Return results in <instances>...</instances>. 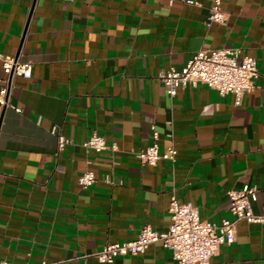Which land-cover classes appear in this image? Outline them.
Wrapping results in <instances>:
<instances>
[{
    "label": "crops",
    "instance_id": "crops-1",
    "mask_svg": "<svg viewBox=\"0 0 264 264\" xmlns=\"http://www.w3.org/2000/svg\"><path fill=\"white\" fill-rule=\"evenodd\" d=\"M194 1L197 5H191ZM0 0V54L32 65L0 121V263L102 264L108 244L166 232L172 196L203 221H234L228 193L264 213V79L236 104L205 85L161 82L200 51L240 50L264 72V0ZM3 77L0 65V78ZM20 110V112L18 111ZM174 147L175 162L136 154ZM109 148H84L92 136ZM69 144L59 150V138ZM95 174L84 190L79 178ZM112 264H177L162 244ZM211 264H264V224L240 221Z\"/></svg>",
    "mask_w": 264,
    "mask_h": 264
},
{
    "label": "built area",
    "instance_id": "built-area-1",
    "mask_svg": "<svg viewBox=\"0 0 264 264\" xmlns=\"http://www.w3.org/2000/svg\"><path fill=\"white\" fill-rule=\"evenodd\" d=\"M197 5L194 1H188ZM222 0H215L209 19L210 24H221L226 21L221 8ZM0 65L3 77L0 78V121L3 112L11 107L10 91L16 78L30 79L32 65L22 63L19 58L0 54ZM263 78L254 58L242 56L240 50L200 51L195 54L187 65L177 71L171 69L163 72L161 82L167 87L170 96L174 97L180 88L205 85L216 90L219 94H233L236 104H241L243 97L255 89L257 80ZM20 112V110H18ZM158 135L154 133V144L136 154V158L143 165L156 166L160 160L175 162L177 150L174 147L160 151L157 144ZM69 142L60 137L59 150H63ZM84 148L97 153L109 148L102 136L94 135L83 144ZM96 183L95 174L85 172L79 178V185L87 190ZM230 211L234 221H225L218 226L200 218L198 208L192 204L181 203L172 196L169 204L170 226L166 232H157L150 226L141 229L138 237L132 241L106 245L96 254L102 264H112L119 257L141 256L154 244H162L173 253L177 264H211L212 258L223 245H232L236 241V226L240 221L248 224H264V213L257 215L254 204L257 202V190L251 186H244L240 190L228 193ZM0 264H12L2 262ZM46 264V263H42Z\"/></svg>",
    "mask_w": 264,
    "mask_h": 264
}]
</instances>
